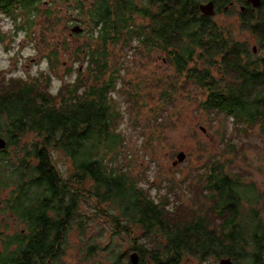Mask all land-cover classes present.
I'll return each mask as SVG.
<instances>
[{
	"label": "trees",
	"instance_id": "obj_1",
	"mask_svg": "<svg viewBox=\"0 0 264 264\" xmlns=\"http://www.w3.org/2000/svg\"><path fill=\"white\" fill-rule=\"evenodd\" d=\"M59 11L63 16H57ZM43 17L39 35L47 53L45 77L0 72V137L6 140L0 151V194L9 188L5 211L17 216L21 227L13 235L0 233V264H59L73 227L83 236L82 201L108 214L113 233L131 239L138 264H207L225 258L233 264H264V221L256 209L240 215L255 194L253 184L244 185L212 164L204 182L188 186L197 199L186 206L178 198L155 199L117 163L123 138L112 94L119 92L121 79L111 48L140 45L148 53L166 54L175 77L183 80L182 89L191 83L201 88L202 110L243 125L238 128L243 135L258 121L264 127V72L257 73L256 62L242 65L246 49L200 17L193 0H0V22L10 19L16 32L26 33ZM61 21L79 25V37L87 36L75 52L85 66L73 79L67 69V79L52 93V79L62 65L59 56L67 46L65 41L49 44L46 36ZM3 38L0 30V43ZM179 89L171 86L161 95L169 102ZM168 118L165 109L154 114L159 124ZM52 151L70 162L68 179L53 166ZM101 248L90 240L85 250L94 254ZM103 250L108 264H131L126 254Z\"/></svg>",
	"mask_w": 264,
	"mask_h": 264
},
{
	"label": "rangeland",
	"instance_id": "obj_2",
	"mask_svg": "<svg viewBox=\"0 0 264 264\" xmlns=\"http://www.w3.org/2000/svg\"><path fill=\"white\" fill-rule=\"evenodd\" d=\"M62 6V3L57 4V10H61ZM56 7L53 9L56 10ZM57 16H63L62 12L59 11ZM72 16L77 17L75 12ZM43 21L44 17L36 18L35 25H31L25 33L16 32L10 19L1 20L0 30L4 38L0 43V72L6 77L27 79L40 73L45 77L47 53L42 49L39 35ZM213 21L226 32L232 43L242 44L240 28L230 24L226 27L217 18ZM17 24L22 25L23 19H17ZM74 25L73 22L65 24L61 21L46 36L49 44L60 45L65 41L67 46L59 56L62 65L52 79V93L58 89L61 80L67 79V69L71 68L73 79L76 71L81 72L85 66L76 61L75 52L87 36L79 37L80 34L71 33ZM110 51L121 79L119 92L112 94L121 114L117 126L123 138L121 156L117 158V163L121 165L119 171L131 175L155 199L166 196L174 202L178 198L189 206L197 196L187 191L188 186L204 182L212 164L222 166L230 176L240 177L244 185L251 183L255 188V194L249 196L250 200L242 207L240 215L244 217L256 209L264 221V127L259 124L260 121L243 135L238 132L243 125H233L226 116L202 110L205 92L194 83L182 89V78L175 77L176 74L165 61L166 54L160 51L148 53L140 45L131 50L115 46ZM196 64L199 67V63ZM171 86L180 89L172 95L171 101L166 102L161 95L162 90H170ZM161 109L168 111L169 118L159 124L154 121V114ZM31 137L26 138L29 140ZM10 150L11 153L14 148ZM179 152H183L185 158L173 166ZM52 163L61 177L68 179L71 174L68 159L52 151ZM8 193L9 188L0 194V232L11 235L21 227L5 211ZM257 197H260L258 203L255 202ZM79 208V221L84 226L83 236L78 227H73L59 264H108L105 248L114 254H126L127 258L136 252L130 249L132 242L126 234L113 233L114 227L108 214H98L88 201H82ZM86 215L89 217L86 218ZM135 234L138 232L135 231ZM90 240L102 245L101 249L94 250V254L85 250ZM209 261L207 264H218L214 259Z\"/></svg>",
	"mask_w": 264,
	"mask_h": 264
},
{
	"label": "flooded vegetation",
	"instance_id": "obj_3",
	"mask_svg": "<svg viewBox=\"0 0 264 264\" xmlns=\"http://www.w3.org/2000/svg\"><path fill=\"white\" fill-rule=\"evenodd\" d=\"M193 1L200 17H208L212 21L217 18L220 19L219 22L221 24L225 23L226 27L227 24H230L234 28H240L242 31L240 35L242 41L240 42H242V44H237L243 49H246L247 53L241 57L242 65L247 61L256 62L257 73L260 74L264 72V0ZM203 10L212 12V15L204 14L202 12ZM14 219L17 221V216H15Z\"/></svg>",
	"mask_w": 264,
	"mask_h": 264
},
{
	"label": "water",
	"instance_id": "obj_4",
	"mask_svg": "<svg viewBox=\"0 0 264 264\" xmlns=\"http://www.w3.org/2000/svg\"><path fill=\"white\" fill-rule=\"evenodd\" d=\"M206 8H209V7H206ZM202 12L206 15H212V12L207 11V10H203ZM70 30H71V33L73 34H81L83 32L82 27H80L79 25H74ZM5 146H6V141L0 137V150H3ZM184 158H185V154L183 152H179L176 155V161L172 165L174 166L177 163L183 161ZM128 258L131 264H138L139 262V256H138V253L136 252L129 254ZM218 264H233V262L229 258H225V259H220Z\"/></svg>",
	"mask_w": 264,
	"mask_h": 264
}]
</instances>
